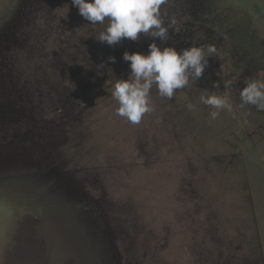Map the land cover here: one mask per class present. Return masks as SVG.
Segmentation results:
<instances>
[{"label":"rangeland","instance_id":"1","mask_svg":"<svg viewBox=\"0 0 264 264\" xmlns=\"http://www.w3.org/2000/svg\"><path fill=\"white\" fill-rule=\"evenodd\" d=\"M161 11L169 40L109 46L72 0H0V264H264V111L240 101L264 79V0ZM152 42L217 52L133 125L110 86ZM212 93L236 116L210 120Z\"/></svg>","mask_w":264,"mask_h":264},{"label":"clouds","instance_id":"2","mask_svg":"<svg viewBox=\"0 0 264 264\" xmlns=\"http://www.w3.org/2000/svg\"><path fill=\"white\" fill-rule=\"evenodd\" d=\"M169 3L170 0H72L73 6L89 24L104 25L96 38L109 46L123 39L137 41L141 33L159 38L161 42L169 40V28L175 30L178 23L175 17L166 22L162 15V6ZM216 52L215 46H209L206 51L196 46L180 51L172 46L161 49L155 42L149 44L147 54L125 51L123 59L130 62L129 77L116 79L110 86L111 96L118 103L115 115L126 118L133 125L139 124L146 114L154 111L153 89L160 98L171 100L177 91L190 88L201 77L208 64L207 58ZM230 84L231 81L224 83L225 87ZM198 100L212 109L209 113L212 121L224 111L236 116L227 96L202 94ZM240 101L241 107L252 105L264 111V79L246 80L240 91ZM186 108L196 111V105L191 102Z\"/></svg>","mask_w":264,"mask_h":264}]
</instances>
